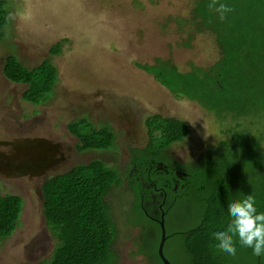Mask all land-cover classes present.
Wrapping results in <instances>:
<instances>
[{
	"label": "rangeland",
	"instance_id": "1",
	"mask_svg": "<svg viewBox=\"0 0 264 264\" xmlns=\"http://www.w3.org/2000/svg\"><path fill=\"white\" fill-rule=\"evenodd\" d=\"M4 1L9 23L5 39L0 42V157L5 158L0 159V195L20 196L24 206L21 225L0 244V264H40L53 256L58 240L46 225L41 190L50 177L101 161L121 171L124 178L137 154L141 158L171 160L169 164H178L184 173L183 167L190 170V164L203 155L223 152L236 132L264 137L263 121L257 117L219 118L196 101L175 97L140 67L167 63L181 73L209 72L213 68L223 51L216 33L196 12L202 0ZM58 44L62 45L61 51L54 53ZM11 55L29 70L46 61L56 68V85L43 102L36 105L26 101L24 94L29 86L15 84L6 77V59ZM157 117L186 123L188 136L164 151L158 150L164 144L160 139L149 148ZM73 124L77 127L74 132L70 127ZM101 130L113 134L111 149L79 150L82 144L78 137L90 140L95 137L94 131ZM17 141L59 144L64 160L41 176L21 171L19 165L12 170L13 166L4 165L5 161L22 160L21 164L29 169L35 163L20 155L21 160L15 159L17 150L6 145ZM6 155L11 158L6 159ZM198 184L193 194L186 192L179 198L166 218L168 236L206 223L198 202ZM249 189L236 183L229 193ZM107 201L119 233L114 244L121 255L119 263L148 264L145 258L132 257L127 251L133 234L125 225L127 213L122 208L120 188H114ZM205 225L210 226L212 235L228 223ZM157 235L154 250L159 257L160 230ZM185 238L178 235L166 243L164 252L171 264L193 262V257L183 252ZM235 246L236 254L230 255L217 247L212 237L210 253L220 264H257L258 257L251 248L238 242Z\"/></svg>",
	"mask_w": 264,
	"mask_h": 264
},
{
	"label": "trees",
	"instance_id": "2",
	"mask_svg": "<svg viewBox=\"0 0 264 264\" xmlns=\"http://www.w3.org/2000/svg\"><path fill=\"white\" fill-rule=\"evenodd\" d=\"M220 4L229 9L223 13V18L217 10ZM196 12L216 33L223 51L222 58L209 72L181 73L167 63L140 67L153 74L175 97L196 101L219 118L255 116L264 125V0H215V3L214 0H202ZM8 23L9 13L3 0L0 1V42L5 39ZM61 46L58 44L54 53H59ZM4 73L15 84H27L29 88L24 98L36 105L43 102L58 79L57 70L50 62L29 70L12 55L6 59ZM157 118L149 148L155 139L163 140L162 148L158 149L162 151L188 136L186 123ZM70 127L73 132L77 128L75 124ZM94 134L90 140L78 137L82 144L79 150L112 148L113 134L107 130L94 131ZM262 140V135L252 137L247 131L236 132L223 152L203 155L190 164V170L183 167L191 182L182 197L193 194L198 183L201 184L198 202L206 223H214L217 227L224 221L229 223L227 204L237 196L254 195L258 211H264ZM120 172L98 161L78 165L44 181L41 190L46 225L58 243L53 256L40 264H115L117 256L113 244L118 230L107 197L114 188H120L124 179ZM236 183L252 189L229 193ZM23 206L24 200L20 196L0 195V244L11 238L21 225ZM206 223L172 236L186 237L183 252L193 257L191 264H220L210 253L211 238L217 229L211 235ZM155 242L156 239L153 244ZM148 255L152 264H163L154 245ZM257 264H264V257H258Z\"/></svg>",
	"mask_w": 264,
	"mask_h": 264
},
{
	"label": "flooded vegetation",
	"instance_id": "3",
	"mask_svg": "<svg viewBox=\"0 0 264 264\" xmlns=\"http://www.w3.org/2000/svg\"><path fill=\"white\" fill-rule=\"evenodd\" d=\"M6 146L17 150L18 153L15 156L16 160L27 157L32 159L35 163L30 169L25 168L24 165L21 164V159V161H19L20 163H14V159L13 161H11V159L8 162L5 161L4 165H12L13 167H10L12 170H14V168L17 170L16 167L19 165V170H29L31 175L41 176L47 174L52 168H56V166L64 160L61 145L59 144L40 141H25L21 143L17 141L16 144L13 142ZM5 157L6 159L11 158L7 155ZM0 159L5 160V158L2 157H0ZM169 163L173 162L171 160L162 161L148 159L146 157L141 158L139 154H137V156L134 157L128 175L124 177L120 186V199L122 185L127 179L130 184L128 192L132 194V196H128L127 201L121 199L123 211L127 213L125 225L130 228L133 234L129 239L131 243L130 251H127L132 257L140 256L145 258L148 264H152L148 251L154 245L153 242L158 237L156 230H160L162 236V222L164 221L166 227V218L191 182L189 181L188 172L185 171L182 173L179 171L178 164L174 163L171 165ZM171 238L172 236L167 235L166 243ZM116 242H118V238L115 239L114 244ZM114 244L113 249L117 256L115 264H120L119 258L121 255L118 249L114 247Z\"/></svg>",
	"mask_w": 264,
	"mask_h": 264
},
{
	"label": "clouds",
	"instance_id": "4",
	"mask_svg": "<svg viewBox=\"0 0 264 264\" xmlns=\"http://www.w3.org/2000/svg\"><path fill=\"white\" fill-rule=\"evenodd\" d=\"M217 10L222 13V18L223 13L229 11L224 4H220ZM227 211L230 216L227 227L213 233L217 247L235 255L238 242L251 248L254 256L264 257V211H258L255 196L248 194L232 198Z\"/></svg>",
	"mask_w": 264,
	"mask_h": 264
},
{
	"label": "water",
	"instance_id": "5",
	"mask_svg": "<svg viewBox=\"0 0 264 264\" xmlns=\"http://www.w3.org/2000/svg\"><path fill=\"white\" fill-rule=\"evenodd\" d=\"M129 180L127 179L124 184L122 185V190H121V199L123 201H127L128 196L132 194L130 192H128L129 189ZM162 239H161V243H160V247H159V256L161 258V260L163 261L164 264H171L168 259L165 256L164 253V248H165V243L167 240V232H166V227H165V223L164 221L162 222Z\"/></svg>",
	"mask_w": 264,
	"mask_h": 264
}]
</instances>
